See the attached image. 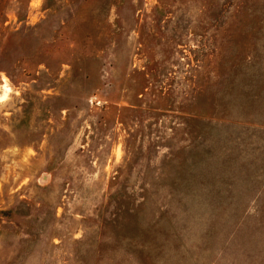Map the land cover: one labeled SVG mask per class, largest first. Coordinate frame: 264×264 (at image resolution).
Returning a JSON list of instances; mask_svg holds the SVG:
<instances>
[{
    "label": "rangeland",
    "instance_id": "1",
    "mask_svg": "<svg viewBox=\"0 0 264 264\" xmlns=\"http://www.w3.org/2000/svg\"><path fill=\"white\" fill-rule=\"evenodd\" d=\"M0 264H264V0H0Z\"/></svg>",
    "mask_w": 264,
    "mask_h": 264
}]
</instances>
